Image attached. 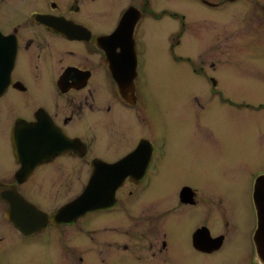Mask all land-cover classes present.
<instances>
[{
    "label": "flooded vegetation",
    "instance_id": "af4514ba",
    "mask_svg": "<svg viewBox=\"0 0 264 264\" xmlns=\"http://www.w3.org/2000/svg\"><path fill=\"white\" fill-rule=\"evenodd\" d=\"M226 17L249 44L264 0H0V264H264L253 197L263 169L229 180L227 199L193 165L194 182L141 198L165 157L145 46L216 40ZM204 77L232 107L215 76ZM96 176L104 207L55 220ZM20 202L37 211L31 232L13 222L26 220ZM96 216L104 227L93 237Z\"/></svg>",
    "mask_w": 264,
    "mask_h": 264
},
{
    "label": "rangeland",
    "instance_id": "374dc122",
    "mask_svg": "<svg viewBox=\"0 0 264 264\" xmlns=\"http://www.w3.org/2000/svg\"><path fill=\"white\" fill-rule=\"evenodd\" d=\"M228 20L226 17L219 23L216 40L210 32L209 40L197 43L189 39L170 52L162 42L145 46V59L151 62L152 133L156 138L164 137L165 157L159 177L152 180L141 198L152 197L155 192L170 196L174 179L180 184L194 182L189 170L192 165L202 171L201 181L222 183L216 190L224 199L230 198L229 193L234 195L227 187L229 180H244L260 168L264 172V24L248 44V38L240 36L242 30L228 27ZM200 68L205 73H200ZM206 74L215 76L227 98H233L234 107L209 95L212 83ZM241 102L252 107L237 105ZM200 124L204 125L198 127ZM141 130L139 127L137 134ZM162 179L165 188L157 186ZM82 183V176L75 175L74 195ZM103 227L102 216L92 218L91 236L98 237Z\"/></svg>",
    "mask_w": 264,
    "mask_h": 264
},
{
    "label": "water",
    "instance_id": "95a60500",
    "mask_svg": "<svg viewBox=\"0 0 264 264\" xmlns=\"http://www.w3.org/2000/svg\"><path fill=\"white\" fill-rule=\"evenodd\" d=\"M96 180H91L90 185L82 192V194L71 204L61 209L54 217L58 222H69L76 220L79 216L84 215L86 212L101 209L103 203L100 201L102 196L101 190L96 188L98 185ZM107 193V192H106ZM254 205L257 217V228L254 234V242L257 248V253L264 256V176H260L255 183L254 187ZM21 203V208L26 211V220L15 218L14 224L22 231L31 232L34 222L31 223V218L37 215V211L24 202ZM14 206H12V211ZM15 212V211H14ZM12 213V215L14 214Z\"/></svg>",
    "mask_w": 264,
    "mask_h": 264
}]
</instances>
